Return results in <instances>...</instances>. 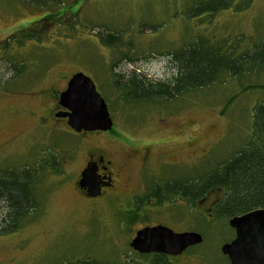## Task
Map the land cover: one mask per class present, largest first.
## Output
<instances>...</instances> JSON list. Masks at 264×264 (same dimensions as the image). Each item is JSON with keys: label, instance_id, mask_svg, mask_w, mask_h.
<instances>
[{"label": "rangeland", "instance_id": "obj_1", "mask_svg": "<svg viewBox=\"0 0 264 264\" xmlns=\"http://www.w3.org/2000/svg\"><path fill=\"white\" fill-rule=\"evenodd\" d=\"M64 1L61 8L71 11L49 21L43 17L56 8L0 0V171L40 167L36 208L17 231L0 235V264L142 260L128 243L137 230L155 224L201 234L202 242L179 264H229L220 247L234 231L211 209L220 188L192 208L180 199L156 208L142 201L136 219L127 212L136 210L131 201L149 183L195 178L247 144L264 145V131H257L264 127V109L256 111L264 108V70L224 75L207 87L152 102L122 98L113 75L169 78L175 71L169 53L198 41L205 51L249 50L264 37V0ZM225 1L228 6L215 13ZM24 30L34 37L19 43ZM111 36L117 40L110 46ZM76 72L88 76L105 101L112 134L79 137L53 119L60 91ZM94 147L111 152L119 182L104 196L87 199L74 182Z\"/></svg>", "mask_w": 264, "mask_h": 264}, {"label": "trees", "instance_id": "obj_2", "mask_svg": "<svg viewBox=\"0 0 264 264\" xmlns=\"http://www.w3.org/2000/svg\"><path fill=\"white\" fill-rule=\"evenodd\" d=\"M20 1L45 9L56 8V12L49 10L50 13L43 17L49 21L50 18L64 14L67 8L71 11L69 6L61 8L65 6L64 0ZM228 4L225 1L220 8L213 11L216 13L225 9ZM19 36L20 43L23 40L33 39L34 34L32 31L24 30ZM113 40H117V36L109 37L107 42L110 46ZM105 44L108 45L106 42ZM168 58L175 69L171 77L153 80L135 71H130V74L126 75L117 73L113 75L115 79L113 87H116L115 90L120 92L122 98L130 102L172 100L188 91L222 81L224 75L238 76L244 72H260L264 70V37L252 48L239 54L224 47L205 51L201 41H198L194 46H185L180 51L170 52ZM22 71L23 68L20 67L16 73L21 74ZM262 109L264 108L260 105L256 111ZM254 119L256 120V117ZM257 131H264V127L261 129L257 127ZM39 168L0 171V235L17 231L23 221L35 210V185L38 179L36 174ZM160 187L152 192L157 199L164 200L167 198V193H174L188 203L204 197L210 190L220 188L222 194L212 205V215L214 219L227 221L228 224V219L232 216L264 207V145L254 147L247 144L212 170L195 178L177 180L171 185L166 181ZM129 219L131 221L136 219V212L129 214ZM75 264L109 263L84 259Z\"/></svg>", "mask_w": 264, "mask_h": 264}, {"label": "water", "instance_id": "obj_3", "mask_svg": "<svg viewBox=\"0 0 264 264\" xmlns=\"http://www.w3.org/2000/svg\"><path fill=\"white\" fill-rule=\"evenodd\" d=\"M58 104L65 108L59 117H67L68 126L76 132L108 131L112 128L107 106L97 92L92 80L82 72L74 73L64 91L60 92ZM87 189V196L100 194L95 163H88L78 182ZM228 225L234 230V238L221 245L220 251L227 256L229 264H264V207L232 216ZM202 241L198 232H173L162 225L144 227L136 232L130 247L141 252H165L179 254L186 247Z\"/></svg>", "mask_w": 264, "mask_h": 264}, {"label": "flooded vegetation", "instance_id": "obj_4", "mask_svg": "<svg viewBox=\"0 0 264 264\" xmlns=\"http://www.w3.org/2000/svg\"><path fill=\"white\" fill-rule=\"evenodd\" d=\"M71 76L66 80L64 88H63L62 91H64L66 89L67 83H68L69 79L71 78ZM62 91H60V92H62ZM56 96L58 97V94ZM56 105L59 106L58 101H57ZM65 111H66V109L61 107L60 109H58L57 112H65ZM55 114L56 113L53 114V119L55 121H58V123H60L62 125L64 130H66L67 132H69L71 134H74L76 136L78 135L79 137L81 136V137L84 138V137H87L90 134H95V133L106 134V133H111L112 132L113 122H112L111 130H108V131H98V130L97 131H84V130H81L80 132H76V131H74L73 129H71L68 126L67 117H59V116H56ZM55 123H57V122H55ZM118 138H119V136L116 135L115 139H118ZM110 155H111V152L110 151H103V147L102 148L101 147L90 148V150L86 154V159H85V162H84L83 166L77 172L76 177H75V182L74 183H75V185H76V187L78 189L79 196L87 198V199L100 198V197L105 195L106 190L111 189V188L114 187V183L115 182H117V183L119 182V181H117V179L113 178V176L118 175L120 173L117 171V169L114 168L112 160L109 158ZM88 163H95L97 182H98L99 188H100V194L97 195L96 197L87 196V189L81 188L79 186V184H78V182L80 180V175H81L82 171L87 167ZM166 181L170 185L173 184L174 182H177L176 179L162 180V181H158V182L153 183L151 187H150V183L148 182L149 184L147 183L148 185L146 186L147 187L146 188L147 192L145 191L146 193L144 192L145 193V194L143 193L144 195H142V196L140 195V196L134 197L132 199L133 201H131V204H132L134 209L136 208V210H130L129 209V211L127 212V217H129V214H131V213H135L136 212V214H139V212L142 211L141 209H137V207H139V205L141 204L142 201H146V202L150 201V202H152L154 204V207L156 208V207H160L162 205H165L166 202L168 203L169 201H173L175 199H180L181 201H184L187 204V206L192 208V206L194 205L195 202L188 203L187 200H185L184 198L179 197L178 194L167 193V198L164 199V200H159V199H157L156 196L153 195L152 192H155L156 189H158V188L160 189L161 188L160 185L161 184L163 185V183H165ZM142 197L143 198L145 197V198L142 199ZM138 210H140V211H138ZM156 225H161V224H155V225H150V226H146V227H152V226H156ZM162 226H165V225H162ZM165 227H167V226H165ZM167 228H169V227H167ZM171 230L173 232H177V231H175L173 229H171ZM136 232L134 234V237L136 235ZM182 232H195V231H182ZM177 233H181V232H177ZM132 239L128 243L129 247H130V243H131ZM199 244L188 246L184 250H182L179 254H171V253H165V252L141 253V252L133 249L132 247H130V249L132 250L133 254L137 255L138 258L142 259V260L134 261L132 259V260L129 261L127 259L125 264H179V258L181 256L185 255V254H188V252L191 251V249L193 247H195V246H197ZM224 257L227 258V256H225V255H224ZM227 260H228V258H227ZM228 263H229V261H228Z\"/></svg>", "mask_w": 264, "mask_h": 264}]
</instances>
